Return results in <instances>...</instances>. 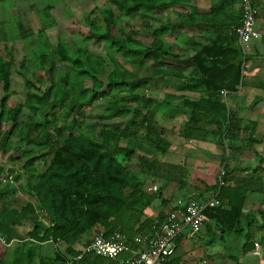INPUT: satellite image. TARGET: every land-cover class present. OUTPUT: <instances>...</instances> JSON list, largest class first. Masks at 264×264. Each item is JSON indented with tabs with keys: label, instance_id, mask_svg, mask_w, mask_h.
<instances>
[{
	"label": "trees",
	"instance_id": "obj_1",
	"mask_svg": "<svg viewBox=\"0 0 264 264\" xmlns=\"http://www.w3.org/2000/svg\"><path fill=\"white\" fill-rule=\"evenodd\" d=\"M107 1L111 6H96L85 16L89 29L82 32L84 40L105 44L113 65L105 80L100 74L107 59L101 52L82 44L77 45L75 53H71L62 39L52 46L44 36V30L56 24L51 14L54 6L50 3L37 11L44 28L39 31L37 49L33 52L36 59L35 68L31 71L33 79H26L27 94L23 102H9L7 94L16 57L8 45H4L3 52H0V82L5 91L0 98V149L7 153L9 142L16 135L20 145L26 143L48 150L39 156L29 157L27 154L24 168L29 178L24 189L31 198L21 206L6 203L0 207V234L7 242L16 239L22 243L24 258L29 261L25 264H31L36 255L40 256V245L46 241L64 243L66 249L63 253H56L54 258L40 257L39 264H97L99 256L92 258L91 253H84L80 259L68 260L69 256L73 258L83 252L89 242L81 249L76 245L81 244L84 235L91 233L96 226L101 227L98 233L103 232L107 237L119 230L131 242L133 236L145 231L146 224H154L153 220L142 222L151 197L142 189V173L127 164L140 150L151 155V158L141 155L139 159L148 173L158 175L162 168H169L168 164L156 158L157 153L165 154L170 146L157 128L159 104L151 107L154 103L151 97L135 92L147 81L177 77L186 80L184 88L205 91L199 99L184 98V105L191 109L185 125L187 135L191 136L200 123V114L214 115L219 137H236L237 133L246 131L245 120L236 118L237 126L234 124L236 115L215 100L223 89L236 90L242 79L246 55L227 32L232 28L236 33L235 28L242 22V12L236 16V22L227 23L223 8L226 0L213 1L210 12L193 7L194 10L188 13L175 12V16L168 12L186 3H190L192 8V0ZM96 10H99L100 18L92 16ZM137 16L142 18L139 27L125 20ZM205 28L214 31V37L194 42L195 53L192 55L184 54L186 47L182 53L174 52L175 45L166 40L175 29L184 32ZM18 29L22 38L33 33L31 29L26 30L22 22H18ZM139 31L149 33L151 40L139 39ZM115 53L135 68L150 69L151 74L134 77L133 71L125 67ZM26 59L20 62L21 68L28 69ZM56 60L70 63L71 71L58 77ZM187 68L189 70L185 72ZM85 80L90 86L84 85ZM124 87L130 92L120 99H128V102L120 103L119 94L110 100V105L99 117L101 128L98 134L81 132L87 126L84 112L80 113L82 118L78 115L71 117L77 105L89 95L99 99ZM59 107L66 109L65 115L59 116ZM212 110L214 113H210ZM129 114L132 116L127 123L118 122ZM145 138L148 142L144 141ZM247 140L250 144L255 142L252 136ZM49 153L52 156L47 160ZM39 158H43L45 163L41 171L35 164ZM224 167L227 184L214 192H218L222 200L226 198L229 201L226 206L220 204L207 208L206 222L210 228L214 227L223 234H241L245 226H250L258 218L264 220V209L244 211L249 193H264V175L261 174L264 164L239 177L231 176L233 170L230 171L227 165ZM4 171L0 164V173ZM25 222L30 230L24 235L18 228ZM247 239H250L249 235ZM254 243L252 241L251 245ZM172 263L174 261L164 264ZM14 264H20L17 258ZM175 264L181 263L175 261Z\"/></svg>",
	"mask_w": 264,
	"mask_h": 264
},
{
	"label": "crops",
	"instance_id": "obj_2",
	"mask_svg": "<svg viewBox=\"0 0 264 264\" xmlns=\"http://www.w3.org/2000/svg\"><path fill=\"white\" fill-rule=\"evenodd\" d=\"M213 1L215 0H192V8L190 3H186L188 7L185 12H190L193 7L202 12H210ZM254 4L256 7V29L261 33V36L253 39L249 44L243 65L242 79L237 89L233 91L224 89L227 91L225 95L220 91L215 96V100L225 105L228 110L236 115V117L234 116V124H238V118L245 120L246 131L241 134L237 133L236 137L225 135L219 137L220 133H218L216 120L213 119L214 115L200 114L201 121L196 126L192 137H186L183 133L186 131L185 125L191 116V109L184 105V98L199 99L203 94L205 95V91H193L184 88L186 80L182 78L172 77L167 80H160L168 90H163V95L155 96V100L161 104L156 114V119L157 116L161 118L157 128L162 132L163 137L169 141L170 146L165 154L157 153L156 158L168 164L169 168H162L159 176L148 173L145 165L139 162V159L141 160V155L148 158H151V155L149 156L140 150L135 155L140 163L137 168H133L128 163V167L142 173V189L151 197V204L145 208L142 222L153 220L152 223H155L157 220L163 219L168 211L181 200L190 198L206 200L211 197L215 189L221 188L218 184L219 173L224 165H227L230 171L233 170L231 176L239 177L250 174L251 169L264 164V0H254ZM223 8L226 11L224 15L227 23L236 22L237 17L242 12L239 0L223 1ZM232 30L231 28L227 31L228 36L231 37L235 45H238L236 42L237 35ZM185 35L188 47H186L184 54L188 56L195 53L194 42L198 43L200 40L203 42L206 41L207 37H214V31L207 28L203 30L187 29ZM188 70L189 68L185 72ZM163 100L164 102L161 103ZM163 108L166 110L164 113ZM210 113H214V111L212 110ZM250 136L255 138L253 144L247 140ZM144 141L148 142L146 138ZM5 172L7 171L0 173V178L6 174ZM261 174L264 175V171ZM11 182L13 180L6 178L3 180L5 186L0 190V207L6 203L14 206V203L8 202L12 199L14 192ZM151 184H157L159 189L155 192L149 191L148 187ZM6 192L10 193L7 194ZM228 201L229 199L224 198L222 200L219 196V205L224 204L226 206ZM261 209H264V193H249L244 211L258 212ZM206 221L207 217L202 229L196 233L190 227L184 228L177 238L175 253L167 261H174L172 264H175V261L181 264H264V220L258 218V221L250 226H245L241 234L229 232L223 234L214 227L210 228ZM152 226L150 223L146 224L145 231L133 236L131 242L127 237L132 249L141 247L135 242V237L140 234L151 235ZM98 231H101L100 226H96L91 233L84 235L81 244L85 245L86 242H90ZM248 235L250 239H247ZM252 241H259L263 252L260 254L255 252L254 246L251 245ZM15 242L18 243L19 241L14 239L10 242L7 240L4 243L0 242V250L9 256L7 260L0 259V264L5 262L14 264L16 258L21 263L19 254L23 253V246L21 242L18 246H14ZM50 242L41 243L39 248L41 254L40 256L36 255L31 264H39L40 257L54 258L56 253L65 251L60 250V248L53 250L47 246L50 249L47 251L48 253L44 252L46 250L44 245H48ZM53 244L59 245V243ZM213 245H217L219 248L215 251V248H212ZM85 253L93 254L92 258L97 256L92 252ZM129 255L130 251H126L118 260L111 259L113 261L103 257L109 259L110 264H119L123 263ZM68 260L70 261V257ZM23 262V264L29 263L25 258H23Z\"/></svg>",
	"mask_w": 264,
	"mask_h": 264
},
{
	"label": "rangeland",
	"instance_id": "obj_3",
	"mask_svg": "<svg viewBox=\"0 0 264 264\" xmlns=\"http://www.w3.org/2000/svg\"><path fill=\"white\" fill-rule=\"evenodd\" d=\"M47 3L52 4L54 7L51 9V14L56 21V24L53 27L47 28L44 30L47 40L51 43L52 46H55L58 43V40L62 39L63 43L65 44V48L70 51L71 53L76 52L77 45H87L90 50H94L96 52H101L105 58L107 59L106 64L102 68V72L100 77L102 79H106L108 73L113 69V65L111 60L108 58L106 53L105 44L103 45L98 42H94L93 40H84L82 32L88 31V27L86 25L85 16L89 14L92 10L95 9L96 6L103 7L105 5L111 6V4L107 0H8V1H1L0 0V52H3L4 45H8L12 48L13 54L16 57V64L12 68L11 72V88L7 95H9V102H23L26 94H27V86H26V79H33L32 78V70L35 68V56L33 55L34 50L37 49V43L39 41V31L44 28L42 24V20L39 17L38 10L44 8ZM186 5L184 6H177L172 8L168 14L175 16V12L179 11H186ZM113 8V7H112ZM116 11V10H115ZM99 10H96L93 17L100 18ZM116 14H119L117 11ZM125 20L130 21L133 25H137V27L141 26L142 18L140 16L133 17V18H125ZM18 22L23 24L26 30L31 29L33 33H29L27 37L22 38L19 36V29H18ZM174 34H171L166 38L167 42L172 43L175 45L174 52L182 53L185 47H188L185 31H180L175 29L173 31ZM176 39L175 38V36ZM44 38V37H43ZM138 38L144 41H150L151 36L147 32L138 33ZM186 50V49H185ZM114 50H111L113 53ZM115 52V51H114ZM117 58L121 61V63L127 67L129 70H132L134 73V77L140 78L144 76H149L151 74L150 69L146 68H135L131 62L123 58L122 56L115 53ZM27 57L26 63L28 64V69L21 68L20 62L22 59ZM31 61V63H30ZM56 73L58 77L60 74L64 72L71 71V64L65 61L56 60L55 64ZM43 73L41 70H38ZM60 81V79H58ZM169 82V81H168ZM49 83V82H48ZM164 83L162 81L157 80H150L147 81L144 85L137 88L135 92L145 93L147 96L151 97L152 105L151 107L159 104L158 107L161 105L157 100H155V96L163 95V90L165 88L163 86ZM85 86H90L87 80L84 81ZM47 86V85H46ZM224 90V89H223ZM190 91V90H189ZM197 91V90H193ZM222 91V90H221ZM3 90V83L0 82V98L4 95ZM130 92L129 88H122L116 89L112 91L107 96L95 99L92 95H89L87 99L81 101L80 104L77 105L75 108V112L71 113L72 116L78 115L81 117V112H84L86 116V124L81 130V132H90L98 134L101 128V122L99 123V117L101 114L107 109L110 105V100L114 99V96H118L119 94V102L125 104L128 102V99H120V96H127ZM168 93V92H166ZM165 95V92H164ZM157 102V103H156ZM164 102V101H163ZM156 103V104H155ZM133 104V103H132ZM161 107V106H160ZM159 107V108H160ZM166 110L163 108V113ZM66 113V109H61L59 107V116ZM50 115V114H49ZM120 118L118 122L127 123L128 119L130 118ZM70 117V119H71ZM82 118V117H81ZM161 118L157 116V122L160 123ZM88 127V128H87ZM8 129V128H6ZM2 132V131H1ZM186 137H192V135H187L185 132L183 133ZM9 150L7 153L0 151V159H1V166L5 168L7 172L4 176L0 178V190L4 188L3 180L4 178L13 180L11 185H13V197L10 201L14 203L16 206H21L25 201L29 199V194L25 191L24 187L27 183L29 178V174L24 168V163L26 162L28 155L31 156H39L42 153H47L48 150L38 149V147L29 145V144H21L17 136L11 138L9 142ZM8 156H5V155ZM28 154V155H27ZM11 156V157H10ZM51 153L46 155V159H51ZM131 165L133 168H137L138 159L136 156L132 158L131 161L127 162V164ZM35 164L41 171L45 166L44 159L39 158ZM143 176V175H142ZM142 178V177H141ZM31 198V197H30ZM41 216V214H40ZM43 215L41 216V218ZM45 217V216H44ZM46 220V218H44ZM48 224V221L46 222ZM21 230L20 232L24 235L26 232L30 230L28 223H23V225L19 226ZM226 235V234H225ZM247 235V233H246ZM21 244L20 242H15L13 245L18 246ZM6 246V245H5ZM46 250L44 252L48 253L49 249L56 250L60 248V250H65L66 244L59 243V245L53 244L50 242L48 245H44ZM50 247V248H47ZM84 245L78 244L76 248H83ZM7 248V246L5 247ZM212 248H215V251L219 248L217 245H213ZM9 249V247H8ZM65 252V251H64ZM41 254V253H40ZM18 257V255H17ZM19 257L21 258V263L23 264L24 253H20ZM72 258L71 256H69ZM7 260L9 256L6 253H2L0 250V259ZM97 260V264H110L109 259L104 258L103 256H99ZM4 264H7L6 262Z\"/></svg>",
	"mask_w": 264,
	"mask_h": 264
},
{
	"label": "built area",
	"instance_id": "obj_4",
	"mask_svg": "<svg viewBox=\"0 0 264 264\" xmlns=\"http://www.w3.org/2000/svg\"><path fill=\"white\" fill-rule=\"evenodd\" d=\"M242 11V22L236 30V42L243 53L248 52L249 44L253 39L261 36L256 29V7L254 0H239ZM226 94V90L221 91ZM226 169L223 167L219 173V186L225 185L224 176ZM8 180H10L8 178ZM159 189L157 184H151L149 191L155 192ZM219 205V193L214 194L206 200L190 198L181 200L172 207L163 219L157 220L152 226V234H140L135 237V242L141 247L132 249L125 234L116 230L110 236L103 232L97 233L85 246L83 252L71 260L80 259L85 252H92L109 259L118 260L126 251L130 255L123 264H164L176 250V241L185 227H190L193 232H199L206 220L205 210ZM0 242H6L4 235L0 234ZM255 252H263L259 241L254 243Z\"/></svg>",
	"mask_w": 264,
	"mask_h": 264
}]
</instances>
